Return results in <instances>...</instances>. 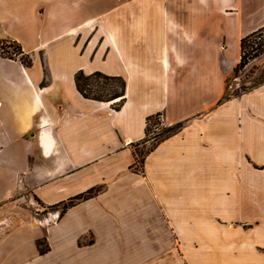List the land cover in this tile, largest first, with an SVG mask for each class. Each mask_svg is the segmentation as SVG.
Returning a JSON list of instances; mask_svg holds the SVG:
<instances>
[{
	"label": "crops",
	"instance_id": "1",
	"mask_svg": "<svg viewBox=\"0 0 264 264\" xmlns=\"http://www.w3.org/2000/svg\"><path fill=\"white\" fill-rule=\"evenodd\" d=\"M263 25L264 0H0V37L32 59L0 54V264H120L109 251L123 212L110 205L121 202L151 203L160 219L169 212L174 237L208 236L176 216L200 203L221 237L254 236L244 249L264 264V82L220 102L240 39ZM79 71L122 78L124 94L85 96ZM157 113L165 126L183 125L154 142L147 117ZM151 141L137 169L138 147ZM90 189L63 214L32 220L30 199L54 206ZM182 245L189 264H201L198 249ZM57 247L63 254L46 259ZM180 248L175 238L157 243L156 258L138 264H188ZM225 257L217 264H230Z\"/></svg>",
	"mask_w": 264,
	"mask_h": 264
},
{
	"label": "rangeland",
	"instance_id": "2",
	"mask_svg": "<svg viewBox=\"0 0 264 264\" xmlns=\"http://www.w3.org/2000/svg\"><path fill=\"white\" fill-rule=\"evenodd\" d=\"M225 25L227 27L226 20ZM0 38L7 39L5 37ZM263 38L264 35H261L259 37V39H261L260 41H262ZM227 45V42H223L222 44V46ZM0 51L5 53H12L15 51L14 44L11 45L6 40H0ZM238 62L228 72L225 83L226 89L224 92L226 98L220 99V102L229 98L241 97L264 82V50L256 57L250 59L246 65L235 69V66L238 64ZM80 85L85 94L106 98L109 95L113 94L115 91L121 89L122 81L116 77L107 78L103 75L92 74L87 77L83 76L80 80ZM164 127L165 125L163 123L162 115H154V117L150 121V132L148 136L154 138V135L161 132ZM152 145L153 142L151 141L150 144L138 147V152L140 155L137 154L136 156L137 169H142L143 162L141 161V158L143 156L145 158V154L152 147ZM112 198L115 197L113 196ZM145 203L128 205L121 202L110 205L112 208L113 206H115V209L116 205H118V207L123 210V212H121L120 210L115 211V213L118 215L115 221L117 231L115 235H113L112 239V244L115 246L114 248H110L109 251L111 258H113L116 262H120V264H138L143 263V261H150L151 258L155 259L156 252H151L149 248L160 242L165 245H169L173 242L174 238L175 243L179 239V245L181 247L179 250V259L181 261H185L188 264V257L186 256V253L182 248V244L190 248L192 247L193 249H198L199 260L202 261L201 264H217L221 260L223 255L226 256L224 260H230V264H251L252 262L256 261L255 253L250 251L249 249H244V247L247 246V243L255 242V237L251 236V234L249 235V232L241 235L240 237L238 236L237 238H235L234 236H227L226 238L221 237L218 233V230L211 229L209 227V220L207 218L211 219L210 224L212 226L220 225L218 222L219 220L213 218L211 211L203 212L202 204L196 202L193 214L191 213L187 215L186 213H184L182 217H187L186 219H183L181 217V213H178L176 216L177 219H181L182 221L184 220L183 222L185 225L192 227L193 231H198L200 227L204 228L202 229V232H206L205 235L208 234V236L196 235L198 237H187L185 235H182L183 237H181L179 235V237H174L170 235V227H167L169 226L168 218L170 222H172L173 226L178 224L175 217L173 215L171 217L168 212V216L164 213V219H160L159 215L156 214L157 212L155 205H152L151 203ZM25 206L27 205L25 204ZM133 206H135V209H137L135 214H123L124 212L129 211V207ZM165 208L166 206L163 209ZM147 209H149V211H147L149 214L145 215L144 213ZM57 210L61 212L62 205H59V207L58 205L50 206L43 204L37 198L30 199V215L35 223L40 224L41 221H44V217L48 216L49 212ZM203 215L207 216V218L204 219ZM55 220L56 219L53 218L52 220H50V222H54ZM117 224H119V226H117ZM142 227L148 228L146 236L141 235L142 232H140V230L142 229ZM231 235L236 234L231 233ZM40 239H44V245L48 244L46 236H43ZM90 239L91 237L87 236L86 238H82L80 242L87 243V241H89ZM187 240L188 243H186ZM221 244L229 247L223 253L222 248L221 252L219 251V247ZM146 245L149 248H147ZM62 254L63 251L59 247H57L55 252L53 254H50L46 259H57L59 255ZM167 254L169 256V259L171 258V255L175 256L174 251H169V253L163 252L162 257ZM98 257L100 259L106 258L103 251H99ZM159 257L160 255L158 253L157 258Z\"/></svg>",
	"mask_w": 264,
	"mask_h": 264
},
{
	"label": "trees",
	"instance_id": "3",
	"mask_svg": "<svg viewBox=\"0 0 264 264\" xmlns=\"http://www.w3.org/2000/svg\"><path fill=\"white\" fill-rule=\"evenodd\" d=\"M261 35H264V25L259 27L256 30L246 34L245 36H243L240 39L241 58H240V61L238 62V64L235 66V69H238L239 67L246 65L250 59L256 57L258 54H260L264 50V38L262 39V41H260L261 39H259V37ZM0 40H6L11 45L14 44V49H15V51L12 53H9V52L5 53V52L0 51V54H2L4 56H8V57L20 56V59L25 64H31L32 59H31L30 55L23 52L21 45L16 40H12V39H8V38L7 39L0 38ZM94 74L103 75L107 78H114L115 77V76L105 75L99 71L95 72ZM83 76L87 77L89 75L84 74L82 71H79L76 74V83H77L79 90L87 97H91L94 99H103L101 97H95V96L85 94V92L83 91V89L81 88V85H80V80ZM116 78H119L122 81L121 89L118 91H115L113 94L106 97V99H108V100L117 101V100H119V98H117V97H120L124 94L123 93L124 80L120 77H116ZM225 98H226V96L224 95L221 99H225ZM120 99L121 100L115 106L116 108H118L119 105L121 104L122 98H120ZM156 115H160V113H157ZM153 117H154V115H150L147 117V135L150 132L149 126H150V121L152 120ZM182 125H183V122H178V123L171 125V126H165L161 132L154 135L155 140H156L155 142H157V141L169 136L170 134L178 131ZM152 149H153V145L148 151H150ZM138 155H140L139 152H138ZM141 161L144 162V156L141 158ZM93 193H94V191L92 189H90L85 193H80L74 197H71L68 201H65L63 203H59L62 205L61 213L63 214V212L68 207L74 205L76 202H78L82 199H85V198L91 196ZM43 240L44 239H38V246H39V250L41 253H44L49 249L48 244L47 245L43 244Z\"/></svg>",
	"mask_w": 264,
	"mask_h": 264
}]
</instances>
